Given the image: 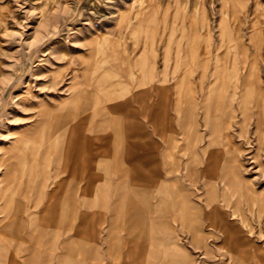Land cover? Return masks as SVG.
Returning <instances> with one entry per match:
<instances>
[{"label": "rangeland", "instance_id": "1", "mask_svg": "<svg viewBox=\"0 0 264 264\" xmlns=\"http://www.w3.org/2000/svg\"><path fill=\"white\" fill-rule=\"evenodd\" d=\"M229 5L0 0V264H264V114L214 60Z\"/></svg>", "mask_w": 264, "mask_h": 264}, {"label": "bare ground", "instance_id": "2", "mask_svg": "<svg viewBox=\"0 0 264 264\" xmlns=\"http://www.w3.org/2000/svg\"><path fill=\"white\" fill-rule=\"evenodd\" d=\"M249 1L250 0H230L228 8L230 21V30L228 31L229 34L226 36L221 34L223 37L215 47L216 57L214 60H222L223 64L226 66L225 75L229 82L224 88L226 89L227 94L231 97V100L233 99L238 101L240 108L241 100L248 101L253 99L248 96L249 93H251V95H255L253 101L254 107L257 108L256 112L258 115H262L264 114V87L260 84V67L264 65V5L261 0H252V8L249 9ZM4 20L3 9L0 8V29L4 26ZM190 43L193 44L192 38H190ZM207 47V44L204 43L202 45L203 49L198 50V53L202 55L201 62L203 63L206 62L205 60L210 54V52L206 49ZM193 59V51L189 48L186 49L182 82L184 86L183 90H185L183 93L188 101L192 100L193 93V81L191 76L195 72ZM201 62H199L200 66L204 65ZM247 65L249 67L248 71L245 73L242 72V68H246ZM201 74H203V72L200 73V75ZM227 126L228 125H226V127ZM228 173L232 175V177L235 175V171L232 170ZM226 183L228 184L229 182L227 181ZM210 195L214 197L213 194ZM250 195H252V193ZM229 226H231L229 222L225 224L226 228H229ZM68 260L69 259L67 258V261ZM255 262L260 264L257 258L255 259Z\"/></svg>", "mask_w": 264, "mask_h": 264}]
</instances>
